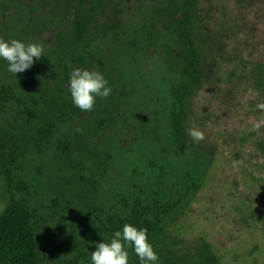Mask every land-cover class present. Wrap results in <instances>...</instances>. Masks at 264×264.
I'll use <instances>...</instances> for the list:
<instances>
[{
    "label": "rangeland",
    "instance_id": "rangeland-1",
    "mask_svg": "<svg viewBox=\"0 0 264 264\" xmlns=\"http://www.w3.org/2000/svg\"><path fill=\"white\" fill-rule=\"evenodd\" d=\"M98 1L103 7L90 25V42L107 61L120 43L107 47L99 30L118 22L120 27L111 31L123 37V30L130 32L141 23L148 0ZM4 2L9 5L0 16V38L39 43L43 54L54 48L57 32L67 30L75 16L63 0ZM202 7L206 11L216 7L214 12L224 8L238 19L230 29L234 35L229 46L232 52H241L243 63L264 58V0H204ZM145 56L141 68L152 69L157 64L155 51ZM34 61L29 75L41 65ZM114 64L96 62L92 68L108 81L109 97L97 98L91 112L59 122L42 155L34 148L26 151L22 179L27 192L0 174V211L8 195L26 198L36 211L41 242L48 249L45 264H66L71 260L67 248L73 243L84 255L81 264H91L95 243L114 233L106 229L104 219L118 206L117 194L134 186L161 188L178 206L167 220L165 236L151 240L157 264L193 260L205 247L221 264H264V153L257 148L264 143V109L257 105L264 102L250 91L232 95L224 84L198 93L190 125L202 131L204 139L196 142L190 137L188 153H195L204 167L199 174L202 187L188 194L180 182L173 186L169 168L186 164L190 155L172 160L171 148L160 131L155 132L160 85L150 74L130 77L120 59ZM0 67L7 68V63L0 60ZM62 144H67L68 154ZM155 166L163 169L160 176ZM127 250L129 264H139L131 247Z\"/></svg>",
    "mask_w": 264,
    "mask_h": 264
},
{
    "label": "trees",
    "instance_id": "trees-1",
    "mask_svg": "<svg viewBox=\"0 0 264 264\" xmlns=\"http://www.w3.org/2000/svg\"><path fill=\"white\" fill-rule=\"evenodd\" d=\"M4 1L0 3V16L8 10L9 4ZM63 1L75 16L67 30L57 32L54 48L39 59L41 65L36 64L32 74L29 75L28 69L17 73V77L0 67V174L14 183L17 190H28L22 179L26 151L34 148L42 155L58 123L71 122L83 113L72 104L67 90L70 65L71 70L91 71L96 62L113 63L114 67L120 59L130 77L135 78L137 73H141V77L147 74L155 77L161 90L156 99L160 109L154 110V128L171 148L174 161L183 160L189 154L191 143L187 129L191 128L195 98L205 87L224 84L232 95L250 91L264 102V58L247 65L240 51H231L229 38L234 33L230 29L238 24V19H232L226 9L214 12L215 7L206 11L202 7L204 0H148L141 23L130 32L123 30V37L111 31L120 27L118 22L111 28L103 26L99 30L107 47L113 41L120 43L105 61L103 52L94 49L90 42V25L103 4L98 0ZM153 50L157 64L149 71L144 70L141 63L145 64V55ZM123 94L129 95L126 91ZM241 148H245L243 143ZM257 148L264 153L263 142L258 143ZM62 151L68 154L67 144H62ZM189 155L186 164L169 168L175 180L173 186L180 182L188 194L202 187L199 174L202 175L204 167L195 153ZM155 169L159 176L163 173L161 167L155 166ZM172 197L161 188L145 190L134 186L124 190L117 194L118 206L106 214L104 225L110 232L121 230L125 223L146 228L150 242L164 237L167 220L178 206L171 201ZM39 232L37 214L30 201L8 195L0 211V264H45L48 249L41 242ZM67 252L71 260L66 264H81L84 260L78 243L71 244ZM177 264L221 262L205 247L197 258Z\"/></svg>",
    "mask_w": 264,
    "mask_h": 264
},
{
    "label": "clouds",
    "instance_id": "clouds-1",
    "mask_svg": "<svg viewBox=\"0 0 264 264\" xmlns=\"http://www.w3.org/2000/svg\"><path fill=\"white\" fill-rule=\"evenodd\" d=\"M43 56V47L39 43H25L12 38H0V60L7 63V71L17 77L30 69L35 60ZM67 90L72 104L81 112H91L97 98H107L111 88L104 75L97 70L73 68L69 75ZM264 109V104H258ZM188 135L193 141L204 139V134L197 128H188ZM138 258L139 264H157L158 255L148 238L146 228H137L125 223L121 230L115 231L109 240L95 243V250L91 252V264H129L128 248Z\"/></svg>",
    "mask_w": 264,
    "mask_h": 264
}]
</instances>
